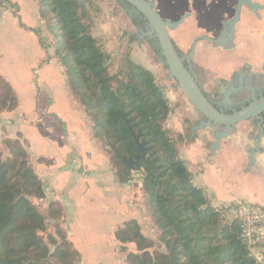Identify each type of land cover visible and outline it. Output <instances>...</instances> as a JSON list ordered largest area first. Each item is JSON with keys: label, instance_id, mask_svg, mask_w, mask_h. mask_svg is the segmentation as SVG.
I'll return each mask as SVG.
<instances>
[{"label": "trees", "instance_id": "1", "mask_svg": "<svg viewBox=\"0 0 264 264\" xmlns=\"http://www.w3.org/2000/svg\"><path fill=\"white\" fill-rule=\"evenodd\" d=\"M35 1L39 18L54 34V56L65 68L68 89L89 116L93 136L119 184L130 182L126 162L140 154L137 142L144 145L143 204L163 251L143 236L136 220H129L114 232L121 250L125 244L135 246L125 264H259L238 237L237 219L228 221L193 184L176 141L163 129L170 107L152 73L127 56L116 74H109L110 56L89 28L88 2ZM141 18L133 21L140 29L147 23ZM17 104L13 88L0 75V113ZM4 144L8 156L0 150V264H81L58 227L55 234L47 231V221L61 217L59 203L50 202L45 215L31 201L43 199L44 193L25 150L17 140Z\"/></svg>", "mask_w": 264, "mask_h": 264}, {"label": "crops", "instance_id": "2", "mask_svg": "<svg viewBox=\"0 0 264 264\" xmlns=\"http://www.w3.org/2000/svg\"><path fill=\"white\" fill-rule=\"evenodd\" d=\"M183 1L182 16H189L180 25L191 21L198 27H208L214 22L216 6L221 2ZM250 1L257 5L256 12L246 6L240 9L233 39L226 42L224 48L205 41L197 42L191 64L199 74L196 80L205 96L213 95L220 85L224 90L223 83L233 86V82L239 81L240 84V80L250 75L264 77V0ZM33 2L0 0V75L9 82L18 98L15 110L0 113V150L4 154L6 140H17L22 145L43 188V199H34L36 206L47 209L50 202L59 203L62 210L60 220L65 221L63 225L71 234L73 243H81L84 232L88 236L86 224L94 222L96 216L90 214L88 219L83 209L93 203L98 207L102 203L97 210L103 212L106 231L103 229L102 233L106 237L113 233V224L119 226L121 217L131 216L128 202L131 203L134 192L127 194L115 188L110 165V169L106 167L108 158L90 137L87 116L68 89L63 67L58 65L53 50L46 48L47 38L41 39L37 35L43 21L39 18L37 2ZM230 20L223 21L221 27ZM220 35L219 32L216 38ZM183 102L188 105L186 99ZM192 111L198 115L194 109ZM251 131L250 126L244 135L249 142L246 153L226 146L228 139H225L219 147L210 149L211 153L208 149L207 154L202 138H198L184 155L182 161L193 184L203 190L213 208L242 203L264 209V150L250 159ZM213 136H209L211 144ZM259 145L264 148V136ZM215 161L223 162L222 170ZM228 173L242 177L239 183L243 186L241 194L238 185L235 187L230 182ZM71 176L76 177L72 180ZM109 178L112 183L106 185ZM96 185L98 198L94 200L91 194ZM129 185L131 183L120 184L131 190ZM135 214L120 221L124 224L134 219L139 224ZM252 254L259 264H264V244Z\"/></svg>", "mask_w": 264, "mask_h": 264}, {"label": "rangeland", "instance_id": "3", "mask_svg": "<svg viewBox=\"0 0 264 264\" xmlns=\"http://www.w3.org/2000/svg\"><path fill=\"white\" fill-rule=\"evenodd\" d=\"M33 1L35 0H30V3H34ZM80 1L81 3L88 2L90 5L89 7H86L90 18L89 28L92 35L99 41L106 53H108L110 56V62L108 64L109 74H116L121 63L128 56L134 63L147 69L154 76L155 83L158 85L170 107L168 118L163 123V129L174 141H176L177 148H179V159L181 161L184 160V155H186L190 144H192V142L198 138H202L206 152L209 149V153H211V143L209 136H212L214 131L212 129L199 128L200 125L198 124V121L201 119V116L195 115L193 113V107L190 105L182 92L177 89L176 82L169 78L167 68L163 64L162 58L160 57L159 48L154 36L149 33L144 34L139 32L132 24L133 17L130 14V8L118 0H79V2ZM148 1L154 4L156 11L161 16V18L169 22L177 21L184 13V11L180 10L183 7L181 5L184 2L183 0ZM236 3L237 0H221L220 5L216 6L215 18L213 19L214 22H212V24H210L208 27H198L197 23L194 25V23L191 21H187L185 24L179 25L177 28L169 30V36L172 39L174 45L182 52L183 55H185L188 53L191 43L196 37L206 35L208 37L210 36L211 38H216V36L221 31L222 22L225 20H230L233 17ZM8 8L10 10H14L10 5H8ZM12 13L14 12L12 11ZM37 35L41 39L43 37L47 38L46 48H50L51 51L53 50L54 56V34L50 33L46 29L44 22ZM54 58L57 59L58 65H61L65 71L60 58L56 56H54ZM183 99L187 100L188 105H185ZM84 113L87 116L85 119H87L90 137L95 145H99L93 136V127L89 116L85 111ZM173 121L176 122L175 126H173ZM250 125V122L239 124L237 126V134L234 133L233 135L229 136V138H227L228 145L226 146L232 147L233 149L238 148L240 152L242 151L246 153V147L249 145V142L246 140V136L244 135L250 128ZM216 130L218 131V128H216ZM203 132L209 133V136L205 133L203 134ZM181 136L182 139H179ZM3 151V156L6 158L8 156L7 148L5 147ZM215 165L219 168V170H222V161H215ZM106 167L107 169H110L107 162ZM131 173L132 176L130 178V182L127 183H131V185H129L131 190L121 187L116 180L115 175L111 174L113 176H111L113 183L116 185L115 188L120 189L127 194L132 191L134 192L133 197L131 198V203L128 202V206H130L132 209L130 211L131 216H133L132 214L136 213L135 215L137 218H139V225L143 236L156 245L157 250L163 251L162 247L158 248L159 234L157 233L156 228L149 220L146 211L145 213L143 212L145 207L143 204V194L141 189V172L139 171ZM229 175L230 182L232 181L235 187L238 185L237 187L239 188L238 190H240L239 192L241 194V188H243V186H241L239 183L241 182L240 180L242 177H240L237 173H228L227 176ZM75 177L76 176H71V179L73 180ZM112 179L109 178V183L106 182V185H110L112 183ZM91 196L92 199L97 200V185L95 186V191L91 194ZM31 201L34 205H36L34 200ZM101 206L102 203L99 207L96 203H93L92 206H88L87 208L83 209L84 215H87L88 217H86L88 219L90 214H95L96 219H94V222H88L86 224L88 236H86V233L84 232L85 235L82 237L81 243H73V240L70 236L71 234L68 233L67 229L63 225L65 221L60 220L61 217L57 220H48L47 231L48 233L55 234V231L58 227L62 234L65 235L67 240L73 244V247L75 249L77 248L76 250H78L77 252L80 255V261H82V264H125V257L127 253L134 252L135 246L134 244H125V250H121L122 246L115 240L114 232L123 224L120 220L131 216L129 215L127 217H121L119 220V226L117 224H113V233L105 237V235L102 233L103 229L104 232L106 231L104 228V215L102 211L97 210ZM234 206L235 205H231L229 207H218L215 209L225 212V218L228 221H231L232 219L236 218V215L231 213V209ZM38 210L42 214L46 215L47 209L38 208Z\"/></svg>", "mask_w": 264, "mask_h": 264}, {"label": "water", "instance_id": "4", "mask_svg": "<svg viewBox=\"0 0 264 264\" xmlns=\"http://www.w3.org/2000/svg\"><path fill=\"white\" fill-rule=\"evenodd\" d=\"M79 1V0H77ZM135 9L147 22L150 32L157 41L159 54L162 58L163 64L167 68L168 76L176 82V87L179 89L185 98L188 100L194 111L198 113L206 121L202 120L199 128L212 129L214 132V142L211 144V150L219 147V143L229 136L237 132V126L244 122H252L259 120L264 113V95L259 98L254 97V90L249 88L252 101L239 110H234L229 114L222 113L215 108L208 98L203 93L202 89L197 83L195 75L191 69L185 66L184 63H190L194 54L197 42L205 41L214 47L224 48L226 42H231L234 35L235 24L239 20L240 9L243 6L249 8L251 12H256L257 5L250 0H238L232 19L223 25V30L218 38H209L207 36L196 37L192 43L187 54L179 56L176 52L175 45L169 36V30L177 28L183 20L189 16L183 15L175 22H169L157 13L154 4L148 0H121ZM230 91H235L233 86L226 91L225 98L228 99ZM220 128L221 131H217ZM264 135L262 134L255 142L254 147L258 150L261 146L259 142ZM137 142V139H136ZM140 154L134 159L126 162L128 169L131 172H139L142 168V163L146 158V151L143 143H138ZM264 150V148H262ZM261 152V151H259ZM264 152V151H263Z\"/></svg>", "mask_w": 264, "mask_h": 264}, {"label": "flooded vegetation", "instance_id": "5", "mask_svg": "<svg viewBox=\"0 0 264 264\" xmlns=\"http://www.w3.org/2000/svg\"><path fill=\"white\" fill-rule=\"evenodd\" d=\"M120 1L122 4L127 5L130 8L131 15H132V24L133 21L136 20V18L142 17L135 9L130 7L128 4L124 3L121 0ZM143 19V18H141ZM134 25V24H133ZM136 27V26H134ZM136 29L141 32V33H149L151 30L148 26L147 23H145L142 28H137ZM223 30V26L221 27V31ZM187 67H189L192 71V73L196 76V78H199V74L194 68V66L190 63H185ZM239 82V81H238ZM234 83L233 82V88H235V91H230L228 94V99L226 100L225 98V93L226 91L230 90V85L223 83V87L225 89H222V86H218L214 90V94L211 96H206L208 100L211 102V104L217 108L219 111L225 114H229L234 110H239L243 106H246L249 102L252 101L251 95H250V89L254 90V97L259 98L262 95H264V77L258 74L255 75H250L247 79L240 80L239 83ZM204 120V118L201 117L199 119L198 124L200 125L201 121ZM252 131L249 133V136L252 137V142L251 146L248 149V154L250 155V159L253 160V157L256 153L259 151L263 150L262 147H260L258 150L255 149L254 147V142L263 134L264 135V113L261 115V118L259 120H253L251 122ZM218 131H221L220 128H218ZM255 159V158H254ZM251 160V161H252Z\"/></svg>", "mask_w": 264, "mask_h": 264}, {"label": "built area", "instance_id": "6", "mask_svg": "<svg viewBox=\"0 0 264 264\" xmlns=\"http://www.w3.org/2000/svg\"><path fill=\"white\" fill-rule=\"evenodd\" d=\"M231 213L236 215L239 239L253 253L264 244V209L239 203Z\"/></svg>", "mask_w": 264, "mask_h": 264}]
</instances>
